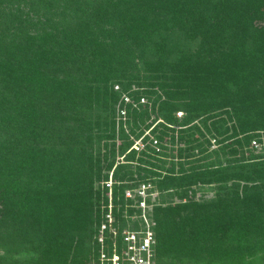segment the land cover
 Instances as JSON below:
<instances>
[{
  "label": "trees",
  "instance_id": "16d2710c",
  "mask_svg": "<svg viewBox=\"0 0 264 264\" xmlns=\"http://www.w3.org/2000/svg\"><path fill=\"white\" fill-rule=\"evenodd\" d=\"M263 134L264 0H0V264H99L111 175L110 253L264 264Z\"/></svg>",
  "mask_w": 264,
  "mask_h": 264
},
{
  "label": "built area",
  "instance_id": "2783aa9c",
  "mask_svg": "<svg viewBox=\"0 0 264 264\" xmlns=\"http://www.w3.org/2000/svg\"><path fill=\"white\" fill-rule=\"evenodd\" d=\"M118 88V86H116ZM122 99L125 102H130L131 98L129 95L124 94ZM141 101H144L142 98ZM121 113L123 115L126 114V108L123 107L121 109ZM180 115L182 112H178ZM251 146L254 148L255 152L264 154V134L261 135L260 138H253L251 141ZM134 147L138 148L136 144ZM112 175L110 179L106 182V185L109 186V198L110 202L108 205V212L106 213V220L102 223L99 234H98V242L100 244V255H99V264H153L154 263V251L152 249V244L154 243L152 231L148 228L145 236L139 238L140 243L136 244L135 234L138 232L135 231H127L125 240L127 241V248L125 250V258L117 252L116 244L113 242L112 253L107 250V230H110L114 234H116L114 223V215H113V203H112ZM139 194L143 197V194L146 193V187L143 185L140 190H138ZM131 192L127 191V196H131ZM147 196V193H146ZM145 196V197H146ZM145 197L140 202L143 203V206H146ZM143 218L146 220L147 225L149 226V219L146 216V212ZM131 234L134 238H130ZM139 237V236H138Z\"/></svg>",
  "mask_w": 264,
  "mask_h": 264
},
{
  "label": "rangeland",
  "instance_id": "374dc122",
  "mask_svg": "<svg viewBox=\"0 0 264 264\" xmlns=\"http://www.w3.org/2000/svg\"><path fill=\"white\" fill-rule=\"evenodd\" d=\"M178 115L180 116V114L178 113ZM136 146H142V142L140 141V140H137L136 141ZM136 192L138 191V189H136L135 190ZM146 196V193H144L143 194V197H145ZM156 196V193H154V195H153V197H155ZM138 207H141L142 208V214L144 215V213L147 211V209H148V206L146 205V206H143V203H141V205H138ZM136 235V237H135V241H136V244H139L140 243V240H139V237H138V235H140V234H135ZM134 238L133 237V235L131 234V236H130V238ZM154 264V263H153Z\"/></svg>",
  "mask_w": 264,
  "mask_h": 264
}]
</instances>
